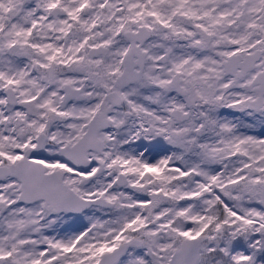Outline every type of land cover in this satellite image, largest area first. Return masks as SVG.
I'll return each instance as SVG.
<instances>
[{
	"label": "snow or ice",
	"instance_id": "6c2138e0",
	"mask_svg": "<svg viewBox=\"0 0 264 264\" xmlns=\"http://www.w3.org/2000/svg\"><path fill=\"white\" fill-rule=\"evenodd\" d=\"M0 264H264V0H0Z\"/></svg>",
	"mask_w": 264,
	"mask_h": 264
}]
</instances>
